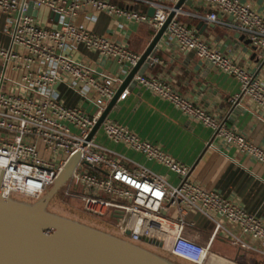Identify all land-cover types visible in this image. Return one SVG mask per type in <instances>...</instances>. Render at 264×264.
Here are the masks:
<instances>
[{"label":"built area","instance_id":"obj_1","mask_svg":"<svg viewBox=\"0 0 264 264\" xmlns=\"http://www.w3.org/2000/svg\"><path fill=\"white\" fill-rule=\"evenodd\" d=\"M117 1L122 5L117 6L110 0H0V13L9 20L5 32L7 44L0 46V195L6 198L9 192H14L39 199L69 157L78 153L61 186L63 192L77 199L87 213L114 219L117 233L190 264H202L212 238L221 231L233 245L264 258V220L195 182L188 165L106 116L86 139L114 93L112 84L120 80L108 74L97 77L95 70L77 58L76 53L82 50L100 59H113L125 67L121 70L125 74L139 54L75 22L79 12L89 8L94 13L112 15L127 22L145 23L155 32L168 13L174 11L161 37L235 78L239 91L229 98L231 104L246 97L264 110L263 81L240 67L231 56L208 46L190 26L176 19L182 14L227 26L259 49L264 47V17L248 3L238 0H196L206 7L204 14L174 9L177 0ZM133 5L151 8L152 15L132 9ZM29 6L31 12L27 14ZM40 8L57 14L55 25L50 20L40 23L33 17V11ZM218 13L231 20L219 18ZM148 60L156 62L157 58L150 56ZM7 71L17 72V79L6 78ZM132 80L210 129L224 144L264 166L262 147L247 141L222 120L183 98L168 83L144 74H134ZM4 81L11 90L2 88ZM59 81H67V87L88 100L93 111L86 113L54 98L51 88ZM126 93L123 89L117 99H123ZM97 131L113 146L137 153L172 173L175 181L170 182L144 164L104 146L95 139ZM169 210L176 212L175 218L165 215ZM117 211H120L119 216H115ZM188 212L200 214L212 224V233L205 245L182 236L186 224L184 216ZM224 223L236 227L237 232ZM243 236L256 245L245 241Z\"/></svg>","mask_w":264,"mask_h":264},{"label":"crops","instance_id":"obj_2","mask_svg":"<svg viewBox=\"0 0 264 264\" xmlns=\"http://www.w3.org/2000/svg\"><path fill=\"white\" fill-rule=\"evenodd\" d=\"M238 1L248 3L255 12L264 17V0ZM110 2L117 6L122 5L117 0ZM132 9L147 13L148 8L133 5ZM181 9L196 14H204L206 11V7L196 0H191L188 6L184 5ZM37 10L41 11L42 17L47 18L44 23L50 20L52 24H56L53 15L47 9ZM218 17L225 21L231 20L229 16L220 13ZM176 19L190 26L211 48L217 51L223 49L219 52L231 56L240 67L252 72L264 83V47L251 49L249 44H243L244 36L233 37L237 32L224 25L206 23L182 14L177 15ZM8 21L0 13V46L7 44L5 32L8 30L6 25ZM75 22L98 35L125 45L136 54L144 50L154 34L153 28L145 23L127 22L112 15L94 13L89 8H83ZM151 56L157 58V61L147 60L141 66L140 74L154 76L168 83L183 98L222 120L226 126L235 129L247 141L264 149V110L256 107L246 97L235 105L230 103L229 98L239 91V83L235 78L216 70L207 61L197 58L193 52L179 50L172 41H167L164 37L159 39ZM76 57L88 63L95 70L97 77L101 74L117 76L120 82L112 84L114 91L127 74L121 71L125 67H121L113 59H100L93 53L82 50L76 53ZM17 77L18 73L15 71L6 72V78ZM66 84L67 81L55 82L51 88L52 96L66 105L91 113L92 104L73 92ZM2 88L5 91L11 90L6 81L3 82ZM124 89L127 93L123 99H116L106 114L107 118L125 126L140 138L158 145L173 159L188 165L191 178L205 189L221 194L245 211L264 220V166L237 151L233 146L224 144L213 136L210 129L186 117L167 101L137 85L134 80ZM95 139L126 158L144 164L168 181H175L174 175L159 165L146 161L141 155L123 147L113 146L104 139L100 131H97ZM165 215L173 219L176 212L169 210ZM184 219L186 224L182 236L205 245L211 236L212 224L197 213L188 212ZM224 225L237 232L236 227L227 223ZM242 238L256 245L248 237ZM263 263L264 258L233 245L219 231L212 238L209 252L202 264Z\"/></svg>","mask_w":264,"mask_h":264},{"label":"water","instance_id":"obj_3","mask_svg":"<svg viewBox=\"0 0 264 264\" xmlns=\"http://www.w3.org/2000/svg\"><path fill=\"white\" fill-rule=\"evenodd\" d=\"M190 2L191 0H177L173 8L188 6ZM30 12L29 6L27 14ZM152 12L148 8L146 14L150 16ZM173 14L174 11H170L154 32L136 63L129 69L97 117L86 139L98 129L121 91L132 81L133 75L140 74L141 66L151 56ZM52 15L56 21L57 14ZM233 37L243 38V35L235 33ZM243 44L250 45V42L245 39ZM77 158L78 153L69 157L52 185L37 200L14 192H9L6 198L0 195V264H188L150 245L131 239L126 234H119L47 204L67 180ZM119 214L120 211H117L115 216ZM147 242L159 245L154 241Z\"/></svg>","mask_w":264,"mask_h":264},{"label":"rangeland","instance_id":"obj_4","mask_svg":"<svg viewBox=\"0 0 264 264\" xmlns=\"http://www.w3.org/2000/svg\"><path fill=\"white\" fill-rule=\"evenodd\" d=\"M37 11H38L37 9L33 11V17H35L36 20L39 21L40 23H44V21L47 20V18L42 17L41 11L40 12H37ZM47 204L61 208L65 211H68L72 214H75L77 216L90 220L96 224L105 226L116 232V228H115L116 222L114 219H111V218L106 219V218L97 217L95 215L87 213L86 211L83 210L81 203L77 199L64 194L62 187H60L57 190V192L50 198ZM107 224H109V226H107Z\"/></svg>","mask_w":264,"mask_h":264},{"label":"flooded vegetation","instance_id":"obj_5","mask_svg":"<svg viewBox=\"0 0 264 264\" xmlns=\"http://www.w3.org/2000/svg\"><path fill=\"white\" fill-rule=\"evenodd\" d=\"M107 226H109V224H107Z\"/></svg>","mask_w":264,"mask_h":264}]
</instances>
